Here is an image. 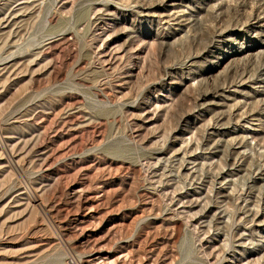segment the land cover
<instances>
[{
    "label": "rangeland",
    "instance_id": "1",
    "mask_svg": "<svg viewBox=\"0 0 264 264\" xmlns=\"http://www.w3.org/2000/svg\"><path fill=\"white\" fill-rule=\"evenodd\" d=\"M0 264H264V0H0Z\"/></svg>",
    "mask_w": 264,
    "mask_h": 264
}]
</instances>
